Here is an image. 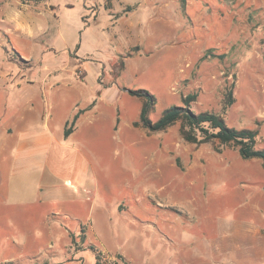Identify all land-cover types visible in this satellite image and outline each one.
<instances>
[{
	"label": "rangeland",
	"instance_id": "rangeland-1",
	"mask_svg": "<svg viewBox=\"0 0 264 264\" xmlns=\"http://www.w3.org/2000/svg\"><path fill=\"white\" fill-rule=\"evenodd\" d=\"M107 5L0 0L3 72L35 76L33 63L71 61L79 77L86 65H97L99 82L113 86L103 89L88 70L80 89L73 86L77 92L59 99L67 112L104 92L96 111L106 116L95 117L83 148L94 167L95 193L78 223L93 225L96 245L125 255L129 264H264V179L247 184L232 173L254 165L234 144L186 142L179 123L156 133L135 126L143 100L125 90H147L157 98L153 121L174 105L214 112L229 127L257 130V147L264 149V0ZM16 21L32 36L14 32ZM121 60L126 67L116 79ZM13 108L14 101L0 93V116ZM12 234L22 237L20 229L0 228V264L21 254L8 238Z\"/></svg>",
	"mask_w": 264,
	"mask_h": 264
},
{
	"label": "crops",
	"instance_id": "crops-1",
	"mask_svg": "<svg viewBox=\"0 0 264 264\" xmlns=\"http://www.w3.org/2000/svg\"><path fill=\"white\" fill-rule=\"evenodd\" d=\"M107 6L112 8L110 0ZM13 31L33 34L17 21ZM68 51L72 57L71 49ZM30 57H34V51ZM86 66L87 69L82 68L83 77L78 76L79 70L71 69V61L61 66L33 63L31 71L38 73L35 76L15 77L13 72L0 68V93L14 101V108L0 116V228L20 229L22 236L8 237L15 240L21 254L3 257L1 264H97V252L90 245L101 252V264L130 263L125 255L96 245L91 237L93 225L78 223L79 219H86L87 203L93 200L96 187L94 167L83 148L89 145L95 117L106 116L105 112L96 111L103 89L113 87L99 82L102 70L97 65ZM88 70L103 89L95 91L83 106L76 102L66 112V101L59 104V99L65 100L66 93L73 89L77 92L79 82L88 77ZM76 116V124L71 127ZM245 162L255 167L233 169L232 173L241 181L248 179L243 182L247 184L264 179L262 160ZM39 244H43L40 253L36 251ZM36 256L41 259L34 260Z\"/></svg>",
	"mask_w": 264,
	"mask_h": 264
},
{
	"label": "trees",
	"instance_id": "trees-1",
	"mask_svg": "<svg viewBox=\"0 0 264 264\" xmlns=\"http://www.w3.org/2000/svg\"><path fill=\"white\" fill-rule=\"evenodd\" d=\"M22 2H42L45 0H21ZM132 8V7H131ZM107 9H111L107 7ZM128 12V11H126ZM124 12V13H126ZM121 14L114 16L121 17ZM79 45L77 46L78 49ZM136 50H139L137 47ZM125 62L121 60L117 66V73L115 78L118 79L125 70ZM131 96L143 100L141 109L140 121L135 123V126L142 125L150 132H163L170 127L180 124V133L183 139L196 145H203L214 140L221 144H234L239 149L240 156L245 160L260 159L264 163V149L257 147V130L251 129H235L229 127L223 116L214 112H200L196 113L188 106L174 105L161 114L157 121L150 118V114L155 110L157 105V98L147 90H128ZM190 99L186 102L189 103ZM78 116H76L71 123V127L75 126ZM89 248L97 252V264H101V252L94 246Z\"/></svg>",
	"mask_w": 264,
	"mask_h": 264
}]
</instances>
